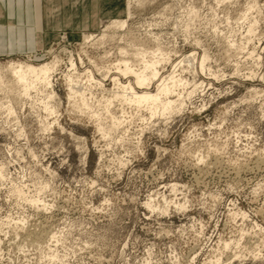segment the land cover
Wrapping results in <instances>:
<instances>
[{"label": "rangeland", "instance_id": "374dc122", "mask_svg": "<svg viewBox=\"0 0 264 264\" xmlns=\"http://www.w3.org/2000/svg\"><path fill=\"white\" fill-rule=\"evenodd\" d=\"M92 1L103 4L86 6L94 12L92 29L73 26L64 13L60 30L43 33L42 0H0V63H61L51 117L0 86V264H264V0L249 16L258 25L250 42L239 17L247 0L235 7L217 0ZM24 2L33 10L16 18L11 8ZM129 2L128 28L96 44L113 19L126 16ZM92 33L96 40H84ZM151 34L172 61L163 74L178 65L190 82L182 90L197 83V91L167 117L113 102L111 113L127 118L117 127L100 106L99 131L92 111L69 100L70 58L78 72L94 69L101 79L122 45L154 46ZM253 47L262 59L249 55ZM193 53L194 60L181 61ZM112 71L108 89L120 76ZM10 99L15 113L4 107ZM55 117L59 123L46 129Z\"/></svg>", "mask_w": 264, "mask_h": 264}, {"label": "bare ground", "instance_id": "6f19581e", "mask_svg": "<svg viewBox=\"0 0 264 264\" xmlns=\"http://www.w3.org/2000/svg\"><path fill=\"white\" fill-rule=\"evenodd\" d=\"M136 1L139 3H144V2L146 3L147 0H136ZM136 1H134V3ZM217 1L219 3L225 2V4H226V2H229L230 5H233V6L234 5L236 6V4H238L240 2L239 0H217ZM131 2H132V0H131ZM131 2H129V4H127V7L125 8V15L126 16L121 17V18H115L112 21L110 20L111 23L109 22L110 24H108L106 26V28L103 30L104 32L101 34V36L99 38H97V40L95 39L96 35L94 33L86 34L84 36V40L92 41L95 39L96 40L95 43L96 44L98 43L99 45H101V43H103L105 41L107 42V40H105V39H108L109 37L107 38V36H109L110 34L114 35L115 33H118L121 29L125 30L126 28H128L129 20L133 16L132 15V9H131V5H132ZM218 2H217V4H218ZM245 3H246V5H244L242 7L243 9L241 8L243 12H242V14L239 15V17L241 15L243 17H245L244 18L245 19L244 22H246V28H245L246 29L245 30L246 31V35H245L246 37L245 38L250 42V41H252V38H253L252 36H254V34L257 33L258 25H257V20H255V18L250 19L249 16L251 15V12H252L251 10H254L257 7L258 2L256 0H251V1L247 0ZM194 5H191V7ZM169 7H167V5L165 6V8H169ZM194 7H196V6H194ZM170 8H172V7H170ZM191 9H193V8H191ZM223 9H224V7H223ZM185 10H188V9H185ZM194 10H196V9H194ZM216 10H218V9H216ZM192 13H194V11ZM215 14H217V13H215ZM198 15H199V13H198ZM193 16H196V15L193 14ZM228 17H225V19ZM162 18H164V17H162ZM240 18H242V17H240ZM251 18H252V16H251ZM238 20L236 19L235 21H238ZM148 23H149L148 27L156 25V24H154L155 23L154 21H150ZM156 23H157V21H156ZM110 32H112V33H110ZM98 36H99V34H98ZM130 37L131 36H129V38ZM159 38L160 37H158V34L154 35L153 40H154L155 45L154 46L152 45L151 47L146 44L147 41L144 42L143 40H137L135 42L132 41L133 43H130V44L127 43V45H124V46L122 45L119 48L120 57L118 56L117 60L114 59V60H116V62H113L112 70L114 69L115 71H117L120 76H118V75L114 76L115 74L113 75V77H112L113 86L111 88L109 87V89L107 88V86L105 84L106 82H104V81L107 80L109 76H111V74H109L112 71L111 68L106 66L108 69L105 70L106 69L105 66H99V65L97 66L96 65L97 63H95L94 65H96L95 67H97L98 69L100 67H102V68L105 67V69H104L105 71L103 70L104 72L101 71V73H100V75H102L103 78L100 79L97 77L94 69L88 68L84 72H78L79 69L77 68V63L72 59L73 57L71 56L72 57V58H70L71 66H69L71 68L69 69L68 72L65 71L66 73L64 74V76L67 78V79H65V80H67L66 86H67V89L69 90L70 99L69 98L68 99L72 100L75 104H79V106L81 108H85V109L89 110L90 112L92 111L91 114H92V116H94L93 118H95V116H96L99 119V121L97 123V125H98L97 128L99 131L104 130L103 124L101 122V118L99 117V115L96 112V110L100 106H104L106 109H109V106H111L113 104V102H116V103L118 102L121 105H123V108H124V105L129 106V108L144 107V109H146L148 111V113L151 117H153V115L157 116V114L167 117L169 114H172L173 112H180L182 110V107L186 104L185 103L187 101L186 98H191V96L197 91V89H198L197 88L198 86L196 85L197 83L193 84L191 86V87H193L192 89L190 88L191 90L190 89L189 90H184V89L182 90V87L184 88L185 84H189L190 82L183 77V74L182 75L178 74V72H177L178 69L176 71V67L178 66L177 63H176L177 66H175L172 71H169V74H166V75L163 74L162 70L165 69L166 64L171 61V58L167 53L168 49L165 50V51H167V52H165L163 49V47H165V46H163V45H161V43H159V41H160ZM109 39H111V38H109ZM113 39H115V38H113ZM146 39H147V37H146ZM148 40H149V38H148ZM150 41H151V37H150ZM196 41H198V40H196ZM128 42H130V41H128ZM92 43L94 44V41ZM233 43H234V41H233ZM235 43H236V41H235ZM233 45H235V44H233ZM252 49L253 50L249 52V55L252 57L253 56L256 57L257 58L256 60L262 59L261 54L255 53L256 48L253 47ZM171 50H169V52H171ZM64 51H66V50L64 49ZM82 51H83V49H82ZM174 51H175V49H174ZM172 52H173V50H172ZM194 56H195L194 53L190 54L189 56L187 54L185 56V58L181 59V61H184V60L189 61V59L192 57L194 60V58H195ZM208 57L209 56H207L206 54L203 55L201 64H202V66L204 65V68H205L204 63L208 59ZM79 60L81 62H84V61H82L83 60L82 57H79ZM89 60H90V58H89ZM103 60H105V59H103ZM107 60L108 59H106L105 62ZM92 62L93 61H90V63H92ZM103 62H101V65ZM98 63H100V62H98ZM107 63H109V62H107ZM110 63H111V61H110ZM60 64L61 63L57 58H54L53 60H49V62H44V63H40V64H37V63L33 64V63L28 62V61H22V60H20V61H9L8 64H6V65H3L2 63H0V86L2 87L1 89H6V90L8 89V90H10V92L12 91L13 92L12 95L16 94L14 92H18V94H20V96L24 95L25 97L30 98L32 100L31 105H33V104L35 105L36 102H38L37 104H40V106H43L44 109L49 113V116L51 117V115H53V114L55 115L58 113V108L56 105H54L53 101L54 100L56 101V98L58 97V93H57V91H55L54 86H55V82H56L55 74L59 70ZM103 65H104V63H103ZM187 65H189V64H187ZM189 66H187V67H189ZM92 67H94V66H92ZM96 71H98V70H96ZM6 73L7 74L9 73L8 77L6 76ZM263 79H264V77H263ZM86 89H88L90 91L92 96H90V97L87 96L88 94L86 92ZM96 92H100L101 97H98L99 96L98 93L94 94ZM11 101H12V99H10V101L4 107H6V109H8V111L10 113L11 112L15 113L16 112V111L14 112L15 106L13 107L14 104L12 105ZM111 108H112V106H111ZM109 110L111 113L112 109H109ZM113 113L114 112L111 113L112 118H113V120H112L113 125H115V127L121 126L123 124L124 120L127 118L122 120L123 118L121 119L117 115H115V114L113 115ZM99 114H102V113L99 112ZM56 117H57V115H56ZM53 120L54 121L47 123L46 129L49 127L51 128L52 125L59 123L57 118L53 119ZM43 127H44V125H43ZM4 175H5L4 168L0 167V176L3 177ZM38 200L39 199L37 198L38 203H40L42 201V200H40V201H38ZM150 202H147L146 204L153 207Z\"/></svg>", "mask_w": 264, "mask_h": 264}, {"label": "crops", "instance_id": "0c3cea01", "mask_svg": "<svg viewBox=\"0 0 264 264\" xmlns=\"http://www.w3.org/2000/svg\"><path fill=\"white\" fill-rule=\"evenodd\" d=\"M96 1V0H95ZM97 2V1H96ZM98 4H95L92 0H42V18H43V33L53 32L60 30L63 27V21L61 22L60 19L57 17H61L62 14L66 13L70 15L72 18L71 24L73 26H77L79 23V27L81 29H86L87 27L92 29V23H91V13L93 12V9L88 10L86 9L87 4H90V8L95 7H103L101 2H97ZM19 4V3H18ZM23 6V4H21ZM29 9L31 12L33 8L30 6H26L24 2V7H18L15 8V6H12L13 14L16 18L24 17L26 14H21L23 10ZM86 9V10H85ZM15 10V11H14ZM18 13V14H17ZM25 13V12H24ZM20 14V15H19ZM86 15V18L84 21L79 20L78 15ZM18 15V17L16 16ZM19 23H23L22 20H20ZM47 26V28H45ZM81 26V27H80ZM61 27V28H60Z\"/></svg>", "mask_w": 264, "mask_h": 264}]
</instances>
